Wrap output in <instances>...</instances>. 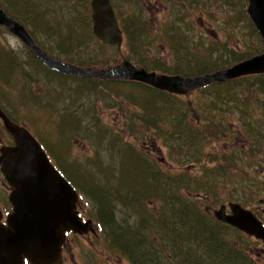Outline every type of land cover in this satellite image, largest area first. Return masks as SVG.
Masks as SVG:
<instances>
[{
	"label": "trees",
	"instance_id": "16d2710c",
	"mask_svg": "<svg viewBox=\"0 0 264 264\" xmlns=\"http://www.w3.org/2000/svg\"><path fill=\"white\" fill-rule=\"evenodd\" d=\"M124 1L132 6L139 0ZM165 1L168 5V16L171 15L173 19L171 23L176 21L178 24H183L191 19L188 27L184 26L185 33L182 28L178 30L180 37L184 34L180 39L186 44L189 42L186 35L189 32V26L195 19L194 15H201L212 22L216 13L224 15L219 23L220 30L225 37L224 43L212 44L206 49L203 38L197 42L194 41L191 53L188 51L189 55L186 54V58L182 61L186 65L184 68L182 63L178 62V57L183 56L181 55V52L184 51L183 41H178V34L173 28L174 26H166L167 30L162 39L166 41L164 45L171 62L168 64L166 62L168 57H165L163 62L159 60L152 62L155 68L150 69L145 64L136 62L142 54L139 51L159 52L160 41L152 36L147 27H144L141 21L145 22V20L142 17L136 18L132 15L128 16L125 23L121 25L125 36V47H129L128 53L121 55V63L129 60L138 69L144 68L150 72L156 71L161 74L180 75L187 78L208 75L230 68L264 52L262 37L247 13L249 4L247 0ZM111 2L114 6V0ZM7 13L23 26L26 25L25 21L22 23L19 20L20 17L11 12ZM139 23L141 28L138 27ZM242 23H245L246 26L249 25L250 36L253 39L256 37L260 40L261 49L250 45L244 37L236 38V41L233 40L232 35L235 33H240L241 36L244 33L242 30L245 28ZM29 33L35 43L48 55L49 53L44 47L37 43L35 35L30 31ZM98 45L102 49L109 48L114 51L117 49V47L99 43ZM151 46L153 47L151 48ZM28 52L35 61H40L29 48ZM5 53H0V74L8 70L10 75L9 77L0 75L1 83L12 81L18 74L17 68L19 67L15 60H12L8 55L10 53ZM61 53L63 56L69 57L65 50H62ZM117 53L121 54L120 49ZM101 56L104 54L102 53ZM69 62L82 68L100 65V63L84 65V63L81 64L82 61H77L73 56ZM41 68L44 72L55 74L53 79L57 81L64 83L68 80L71 82L66 85L67 90L72 89L69 90L70 94H73L74 91H77V97H84L87 93L98 94L96 103L93 102L94 111L92 112L90 108L87 109L91 112L87 122L93 119L92 123H96L97 126L96 136L111 135V144L114 147H121L118 158V185L113 184L111 180L113 177L110 178L108 184L110 191L114 193L112 197L110 193V199L115 203V206H112L113 203L108 201V191H104L102 188L101 191L105 195L89 189L82 191L90 194L98 206L100 204L99 215H101L103 224L105 223L110 228L108 230L109 237L112 238L116 250L119 251L123 259L128 260L131 264H258L244 252L242 255L241 248L226 238L233 229L218 221H210L209 215L203 212L199 201L193 195L195 192L200 193L204 190V193L215 197L218 194V182L224 183L230 195H234L233 187H240L241 190L249 189L246 195L242 192L247 199L249 197L259 198L261 194H264V74L244 76L233 82L217 83L201 87L185 96H177L133 81L83 79L59 74L45 67L44 64ZM34 82L37 84L39 80L34 79ZM108 82L117 87L115 92H111L113 87L104 86ZM33 85L34 83L31 86ZM46 87L41 88L43 97H45V105L52 108L54 101L51 102L49 97L56 95L55 92L62 97L63 93H60L54 84ZM125 87L138 92L139 97L129 95L127 91L130 90L125 89H122L125 95L117 94L118 88ZM223 87H228L230 90L225 91L226 94H221ZM48 88L55 92L51 93ZM239 89L242 92L238 93ZM107 90L113 93L112 97L105 94ZM28 96L33 102H39V98L34 94L31 93ZM127 99H129L127 110L131 117L126 121L128 124L133 121L130 128L135 125L134 120L140 123V129L134 131L136 133L133 134L140 133L143 141H147L151 136L159 139L164 147L168 148L172 160L184 169H179L177 172L168 170L163 173L153 156L141 149L142 142L137 140L139 145L128 144L125 138L115 132L113 128L104 127L98 102H102L105 107L109 101L108 108L115 109L116 107L111 105H122ZM71 104V97L63 101V111L60 119L57 120L59 130L60 126L64 124L65 130L69 131L67 135L69 144L77 139H83L93 146L97 143L96 139L88 134L80 133L81 130L86 129L87 125L82 124L81 119L80 123L78 122L77 108L72 112H66ZM85 105H80L79 108L83 109ZM211 111L218 112L219 115H213L214 113L210 115ZM51 115L53 116V113ZM72 121L73 124H71ZM46 144L51 148L47 141ZM51 151L56 153L54 149ZM215 161L218 164L219 162L224 164H219L220 167L214 165L213 169L206 167L207 163L212 164ZM126 167L130 169H125ZM195 167L201 169L199 176L192 173V170L196 169ZM221 171H227L231 177L227 179L226 175H221ZM244 172L249 176H246ZM139 174L141 175L139 176ZM214 175L216 177L212 183ZM67 178L74 186L81 184L77 178L75 179L71 175ZM100 195L102 199H99ZM263 201L264 198L259 199L260 204ZM117 205L122 216L128 212L132 213L127 215V218L128 223L133 219L134 223L126 225L128 228H123L124 226L122 227L118 223L115 214ZM223 230L225 233L222 232ZM232 232L241 234L235 230ZM159 235L163 239H159ZM166 237L169 238V242L166 241L167 239L165 240ZM225 252L227 253L224 256ZM200 254L206 256L207 260L205 261Z\"/></svg>",
	"mask_w": 264,
	"mask_h": 264
},
{
	"label": "rangeland",
	"instance_id": "374dc122",
	"mask_svg": "<svg viewBox=\"0 0 264 264\" xmlns=\"http://www.w3.org/2000/svg\"><path fill=\"white\" fill-rule=\"evenodd\" d=\"M90 2L91 0H0L1 5L8 12L20 17L19 20H21L22 23L25 21V27H28L27 29L35 35L37 43L42 45L50 55L55 56L58 59H62L66 63H70L69 61L72 56L75 57L77 61H82L81 64L84 63V65H94L95 63H100V65H95V67L99 69H106L108 66H117V64L121 63L122 61L121 55L127 54L129 47L126 48L125 44L123 43L121 47H117L116 51H114L109 48L102 49L98 45L99 42L96 39L94 32H92L93 22L91 20L92 11L90 9ZM138 3H133L132 6H129L124 0H114V8L118 12L121 25L125 23V20L128 16L133 15L136 18L142 17L145 20V22L141 21L144 27H147L152 36L160 41L158 48H160L159 52L161 53L155 52L153 50L148 51L147 53L140 50L139 52H142V54L140 57H138L136 62L139 64H145L148 66V68L152 69L155 68V65L152 62L156 60L163 62L165 57H168L166 58L168 59L166 62L170 64L171 61L169 60V54L165 48L166 46L164 45L166 41L162 39L164 32L167 30L166 26H174L173 28L176 29L178 34L177 39L179 42H182L183 40L180 38L184 34H182L180 37L178 30L182 28L184 31V26H187L189 21L191 23V19L184 22L183 24H178L176 21L171 23L173 19L171 15L168 16V5L166 4L165 0H139ZM194 16L195 19L193 20L192 25L189 26V32H187L186 35L189 39V42L186 44V42L183 41L182 46L184 51L181 52V55L183 56L178 57L179 64L182 63L184 68L186 65L185 62L182 61H184V58H186V54L189 55V52L191 53L192 46L195 44V42H197V40L203 38L206 49L212 44H220L221 42L224 43L225 40L224 34L220 30L219 26L221 17L224 18V15H219V13H216L212 22L208 21L201 15L195 14ZM242 26L245 28V30H242L243 28L240 30H242L244 33L242 36L240 33H235L232 35L233 40L236 41V38L244 37V39L250 45L257 47V49H261L262 44L260 40H258L256 37L253 39L252 36H250L249 25L246 26L245 23H242ZM138 27L141 28L140 23ZM168 37L169 35L167 38ZM152 47L153 46H151V48ZM119 49L121 52L120 55L117 53ZM62 50H65L69 57L63 56L61 53ZM5 52L10 53L8 55L12 58V60H15V63H17L19 67L17 68L18 74L14 79H12V81H3L2 83V80L0 81V107L2 110L6 112L14 122L18 121L27 128L29 127L39 139H46L47 143L51 146V148H54L55 152L58 154L57 155L55 153V157L53 151H51V149L45 145L46 148L49 149L53 158L57 161L59 167L64 171L68 170L71 176H73L75 179L77 178V180L80 181V185H82L84 189L97 191L99 192L98 194H100V192L104 193L101 191V188L104 191H108V201L113 203L112 206H115V203L110 199L114 193L110 191L108 184L110 178L113 177L111 179L113 184L116 186L118 185V158L121 147H114L111 144V135L108 136L104 134L105 136H96L97 126L95 125L96 123H92L93 119H90L87 122L91 114V112L87 109L90 108L92 112L94 111L93 102L96 103L98 94L87 93L84 95V97H77V91L74 90L73 94H70L69 90L71 91L72 89L67 90L66 85L70 84L71 82H68L67 80L62 83V81L53 79L55 74L47 71L44 72L43 68H41L42 63L38 60L35 61L29 56L27 46H24L15 35H11L10 32L5 28L0 27V53L6 54ZM102 53L104 56L100 57ZM161 62L158 63L161 64ZM95 67L91 66V68ZM0 75H7L9 77L10 71L6 70ZM34 79L37 81L39 80V82L35 84ZM33 83L34 85L31 86ZM51 84H54L59 92L63 93V96H58L57 92L48 88L51 93L55 92L56 94L49 97V100L54 102L52 103L53 107L48 108L45 105V97H43V91H41V88H47L46 86ZM111 84L112 83L108 82L104 86L113 87L111 92H115V88L117 87ZM118 89L119 90L117 91V94L120 93L122 95H125L122 89L130 90L127 87ZM228 90H230V88L223 87L221 92H219L221 94H226L225 91ZM127 92L133 97H139L138 92L136 93L133 90ZM239 92H242V90L239 89L238 93ZM31 93L39 98V102H33L31 100L30 96H28ZM105 94H109L111 97L113 96V93H110V90L105 91ZM69 97H71L72 104L66 112H72L77 108L78 122L80 123L81 119V123L87 125V127L83 125V127H86V129L81 130L80 133L88 134L90 137L96 139L97 143L93 146L91 144L89 145V143H87L88 141L86 142L83 139H77L75 142L72 141L69 144L67 136L69 131L65 130V125H61L60 130L58 128L57 120L60 119V115L62 114L61 112L63 111V101H66V99ZM128 100L129 99L125 100L123 102L124 104L122 105H111L115 106V109L108 108L109 101H107L105 107H103L102 102H98V109L100 111L101 119L105 125L104 127L113 128L115 132H118L125 138V141L128 144H138L137 140L142 142L143 147L141 149L154 155L153 159L157 165L160 166L163 173L167 172L168 170L177 172L179 169H184L182 166L178 165L172 160L173 158L168 148L164 147L163 143L159 139L151 136L147 141H143L141 139L140 133L133 134L136 133L134 131L140 129V123L134 120L135 125L130 128L133 121H131L129 124L126 121L127 118L131 117L127 110ZM85 103L87 104L85 105ZM80 105H85V107L80 109ZM51 113H53V116ZM209 114L216 116L219 115L218 112L216 113L212 111L209 112ZM73 123L74 122L72 121L71 124ZM219 164L222 165L224 163L219 162ZM219 164L217 161H215L212 164L207 163L206 167L208 169H213L214 165L216 167H220ZM64 167L66 169H64ZM195 168L196 169H193L194 171L192 170V173L199 176L201 169L200 167ZM125 169L130 168L126 167ZM244 174L249 176V174H246V172H244ZM140 175L141 174H139V176ZM221 175H226L227 179L228 177H231L227 171H221ZM214 177H216V175L212 177V183L215 181ZM235 179L237 180L238 178ZM218 183V194L215 195V197L204 193V190L200 193L195 192L193 195V197L199 201L203 212L209 215L210 221H215L213 217L215 209H218L223 204L227 205L229 202H240L245 208L252 209L257 217L264 221V201L261 204L259 203V199L264 198V194H261L259 198L252 199L249 197L250 199H247L246 196L244 197L243 193L246 195L249 189L246 188V190H241L240 187H233L234 195H230L224 183ZM109 186L111 187V185ZM237 194L240 198L236 197ZM91 203L95 205L92 199ZM100 207V204L99 206H93L92 215L95 219L98 218L97 214L99 213ZM118 207L119 206L117 205L115 213L118 223L120 226H124L123 228H128L126 225H130L129 223L131 222L132 224L134 223V219L128 223L127 215L132 213L128 212V214H123L122 216L119 213ZM99 221L102 222L100 219ZM103 226L105 227V233L107 231L108 234V230H110V228L105 223ZM232 231L226 236V238L230 240L235 246L241 248L242 253L244 252L245 255L247 254L249 257L253 258L258 264H261L262 261L264 263V243L256 241L253 238H249L244 234H237L236 232ZM222 232L225 233V230ZM107 234V238L102 236L104 241L101 239L100 242L103 246L104 244L107 246L109 240L113 246V240L111 237H109V234ZM222 236L224 237L225 235ZM159 239L163 238L159 235ZM165 240L167 242L170 241L168 237H166ZM226 253L227 252L223 253V255L225 256ZM244 253L242 255H244ZM200 256L204 258L205 261L207 260V257H204L203 254H200Z\"/></svg>",
	"mask_w": 264,
	"mask_h": 264
},
{
	"label": "water",
	"instance_id": "95a60500",
	"mask_svg": "<svg viewBox=\"0 0 264 264\" xmlns=\"http://www.w3.org/2000/svg\"><path fill=\"white\" fill-rule=\"evenodd\" d=\"M248 13L264 38V0H248ZM93 31L104 45L121 46L123 32L111 6L110 0H92ZM0 26L8 29L38 57L48 68L68 76L97 78L100 80L135 81L173 95L187 93L210 86L213 83L229 82L244 76L264 74V53L230 68L208 75L184 78L180 75H158L137 69L130 62L105 70L79 68L63 60L47 56L34 43L25 26L0 8ZM5 127L15 138L14 147L2 149L0 165L2 173L13 187L11 201L14 213L9 216V227H0V264H23L24 258L32 264H54L61 256L64 235L73 230L87 232L75 213L77 194L51 165L35 137L26 129L10 124L0 110ZM215 212V218L240 229L248 236L264 242V224L240 203H229Z\"/></svg>",
	"mask_w": 264,
	"mask_h": 264
},
{
	"label": "flooded vegetation",
	"instance_id": "af4514ba",
	"mask_svg": "<svg viewBox=\"0 0 264 264\" xmlns=\"http://www.w3.org/2000/svg\"><path fill=\"white\" fill-rule=\"evenodd\" d=\"M11 121L15 123L13 120ZM13 145L14 139L0 119V155L2 147ZM80 187L83 188L82 185ZM10 192L11 189L0 172V226L7 227L8 219L6 218L13 212ZM92 211V204H87L84 201L78 202L77 213L82 220V226L93 227L94 231L82 234L69 231L61 248V257L54 264H130L128 260L123 259L119 251H115V246L113 245V247L109 240L107 246L104 244L106 248L102 245L100 241L101 239L104 241L102 236L106 237L105 228L103 223L99 221V216L97 219L94 218ZM24 264L29 263L26 261Z\"/></svg>",
	"mask_w": 264,
	"mask_h": 264
},
{
	"label": "bare ground",
	"instance_id": "6f19581e",
	"mask_svg": "<svg viewBox=\"0 0 264 264\" xmlns=\"http://www.w3.org/2000/svg\"><path fill=\"white\" fill-rule=\"evenodd\" d=\"M83 189H84V187H83ZM85 190V189H84ZM86 190H88V189H86ZM90 190V189H89ZM94 191V190H93ZM100 194L102 195V193L100 192ZM99 196V199H102V196ZM103 195H105L104 193H103Z\"/></svg>",
	"mask_w": 264,
	"mask_h": 264
}]
</instances>
